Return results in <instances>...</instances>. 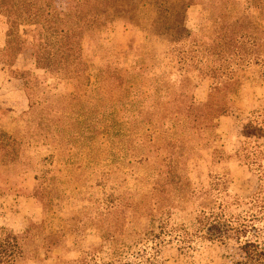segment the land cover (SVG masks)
I'll return each instance as SVG.
<instances>
[{"label":"rangeland","instance_id":"1","mask_svg":"<svg viewBox=\"0 0 264 264\" xmlns=\"http://www.w3.org/2000/svg\"><path fill=\"white\" fill-rule=\"evenodd\" d=\"M48 1V13L42 12L48 22L41 27L21 25L28 27L26 48L34 59L31 71L17 72L24 81L27 108L15 116H6L0 109V139L4 135L21 142L3 149L0 144V227L18 234L33 227L28 238L38 244L35 254L45 258L42 264H65L71 259L72 264L76 260L77 264H103L112 258L116 264H246L239 245L249 239L264 246L261 221L237 234L226 229L220 240L194 237L189 246L171 234L154 241L137 239L138 232L150 225L146 210L139 209L141 204L151 213L163 211L168 226L191 228L204 191L226 219L246 214L261 193L252 168L259 164L264 169V60L251 55L246 61V47H234L230 51L234 60L214 72L213 49L207 47L214 19L215 28L224 15L227 24L235 17L246 21V0ZM227 8L232 11L226 14ZM248 13L254 21L263 17L256 11ZM19 27L11 29L17 42L23 40L16 36ZM222 33L237 36L235 28ZM56 37L59 42L53 41ZM44 39L47 43L41 45ZM37 51L40 55L47 51L48 56L44 54L35 65ZM125 79H134L148 94L160 88L155 94L163 96L165 89L167 95L158 99L159 105L145 111L152 118L173 113L190 120L202 115L201 127L191 130L193 151L182 167L188 191L173 194L168 192L173 184L161 186L155 178V173L161 176L162 145L141 141L148 138L146 127L133 130L130 140H125L133 151L140 149V143L144 152L147 149L145 167L144 163L125 164L119 155L129 150L122 151L119 143L111 149L114 155L106 153V144L96 143L97 164L87 162L85 156L69 166L56 159L58 149L53 144L58 132L54 135L52 127H61L62 114L82 105L85 114L98 117L104 98L118 94ZM220 105L225 110H216ZM156 126L162 135L167 132L165 124ZM125 128L122 133L128 132ZM48 134L54 138L48 139ZM96 140L103 141L99 136ZM246 155L252 163L249 168ZM108 161L114 169L121 167L113 173L105 167L111 175L101 181V164ZM145 168L153 172L152 179L144 177ZM40 169L51 171L40 178ZM221 175L228 178L226 190L208 185L211 176ZM103 182L105 189L100 186ZM107 186L123 191L129 205L106 211ZM106 230L113 231V242Z\"/></svg>","mask_w":264,"mask_h":264},{"label":"trees","instance_id":"2","mask_svg":"<svg viewBox=\"0 0 264 264\" xmlns=\"http://www.w3.org/2000/svg\"><path fill=\"white\" fill-rule=\"evenodd\" d=\"M225 2L230 1L225 0ZM49 8L50 3L48 0H0V15L4 17L8 25L6 59L11 58L17 50L24 46L23 40L20 39L19 42L15 39L12 40L11 29L13 25L19 27L24 24H33L41 27L43 23L48 22V18L45 15L43 16L42 12L45 11V14L48 13ZM250 10L256 11L263 15V17L259 18L258 21H254L252 19L254 17H251L249 15L250 13H248ZM231 11L232 8L224 10L226 14ZM223 18H226V15L222 16V20L217 28H215L216 20H213L212 37H210V42L207 44V47L213 49L210 52V62H215L214 65H211L212 71H219L221 68H227L229 66V63L234 60V55L230 52L234 47L237 49H244L246 47V61L251 55H257L264 60V0H246V21L235 17L232 22H228L227 24L224 23ZM51 22L53 23V20H51ZM229 28H235L236 38H231L230 34L226 35L222 33L224 29ZM64 33L65 31L60 32V39ZM16 36H20L18 32ZM53 41L59 42V37H56ZM46 43L47 40L44 39L41 45H46ZM44 54L47 58V51H42L41 55L39 51L35 53V65H37L40 60H44ZM62 58L65 62V57ZM124 85L125 86L118 94L109 95L104 98L103 109L99 112L98 117L94 114H85L81 107L82 105L78 106L75 111L69 112V114H62L61 127H52L54 129V135L56 132L60 134L55 135L57 136L55 139L56 143L53 144L58 149L56 159L62 161L64 166H69L75 163L74 159L81 160L85 156L88 158L87 162L97 164L95 160L97 158L96 143L106 144L108 146L106 153L109 155H114L111 149L119 143L122 151L129 150L127 153L123 152L119 155L125 164L132 167L134 165L133 163H144L145 167L148 159L147 155L144 153L148 152L147 149L144 152L140 143V149L138 151H133L131 149L133 148L131 144L129 147L128 142L125 140H130L129 137L131 133L134 132L133 130L146 127L145 129H150L147 133L148 138L146 140L145 137H143L145 140L141 141H150V143L158 142V144L162 145L160 147L163 152L160 158L162 164L161 176H159L160 172L155 173V178H159V184L161 186L173 184V189L168 191L173 194L176 190L181 193L183 190L188 191L189 182L184 173H182V167L184 162L187 161L189 154L193 151V146L189 145L190 138H193V136H191V130L193 129V131H195L201 127L199 125L201 124L200 118L202 115H198L196 118L193 116L190 120L187 115L176 116L173 113L172 115L168 113L165 117L152 118L151 115L145 111L151 106L157 107V105H159L158 103L161 101L158 99L164 98L167 95L165 89L163 91V96H161L155 94L160 88H153V94L145 93L147 90L143 88L146 87L135 83L134 79H125ZM115 87L118 88L117 85ZM222 101V105L228 107L227 103L224 100ZM222 105L216 108V110L222 111L224 109ZM200 106L202 107L204 104H200ZM72 114L74 116H72ZM206 114L207 112L205 115ZM164 118H166L165 123L161 121ZM204 119L206 118L203 117L201 120ZM36 123L39 124L38 122ZM158 124L159 126H156ZM164 124V128L167 129V132L162 135L160 130H157L155 126L159 128ZM40 126L41 125H38V127ZM124 127H126L124 130L128 132H121ZM98 136L102 138L103 141L96 140ZM42 138H46V136ZM47 138L53 139L54 137L48 134ZM136 139H139V136L136 137ZM0 141H3V143H0L2 149L9 145L13 148L14 145H19L21 143L14 138L8 139V137L4 135H2ZM116 157L117 155L114 156L113 162L116 160ZM42 158L46 159L45 156ZM10 159L14 158L11 157ZM246 166L248 168L252 166V163L247 161V155ZM101 167H103V170L99 172V176H101V181H104L107 179L108 175H111V172H116L121 166L114 169L113 165L108 161V163L105 162L101 164ZM105 167L109 168L111 172L105 170ZM252 169L258 174L262 190L253 200L246 214L237 213L229 215L228 219H226L223 217L219 204L215 205V201L208 198L210 195L204 191L202 194L203 196L198 202V210L193 217L192 227L188 228L182 225L168 226V221H165L168 216H166L163 211L151 213L144 204H141L139 205V209L143 206L142 211L144 212V210H146L145 215H149L148 223L150 225H145L143 230L138 232L140 233V237H137V239L154 241L161 239V236L171 234L178 242L185 246H189L194 237L205 240L214 237V239L220 240L223 233L226 232V229L232 230L233 233L237 234L243 232L242 229L244 227H252L253 222L257 221H261L264 228V169H261L259 164ZM59 170L58 168L56 169L57 172ZM69 170L70 168L66 169V172ZM144 170V177L152 179L153 172L149 171V168H145ZM48 171L51 170L40 169L38 177L45 178L44 173ZM226 182H228V178L224 179V175L219 177L211 176L208 185L213 186L212 188L220 186V188H216V190L219 189L220 191L227 189ZM100 186L104 189L106 188L104 182ZM107 189L104 199V203L107 206V208H105L106 211L113 206L124 207L129 205L122 194L123 191H119L112 186H107ZM158 200L157 197V203L160 202ZM136 203H133L135 208ZM237 218H240V220ZM153 223H155L154 226ZM166 226H168V230L165 229ZM31 229H33V227L26 232L18 234L13 233L5 227H0V264H42L45 258H40L39 252L35 254V248L38 244L29 242L28 235ZM105 233L106 235L109 233L108 239L111 242L115 240V236L112 234L113 231L106 230ZM239 249L246 259V264H264L263 245L257 244L255 241H250L249 239H244L239 245ZM70 261V264H72L74 259L66 260L65 264H69ZM75 264H77V260ZM103 264H116V260L112 258Z\"/></svg>","mask_w":264,"mask_h":264},{"label":"crops","instance_id":"3","mask_svg":"<svg viewBox=\"0 0 264 264\" xmlns=\"http://www.w3.org/2000/svg\"><path fill=\"white\" fill-rule=\"evenodd\" d=\"M28 27L20 26L18 34L24 40V47L6 59L8 25L0 15V109L6 116H15L27 108V97L22 78L17 72L31 71L34 68V59L27 53Z\"/></svg>","mask_w":264,"mask_h":264}]
</instances>
